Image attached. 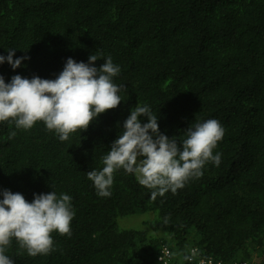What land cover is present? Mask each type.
Returning <instances> with one entry per match:
<instances>
[{"label":"trees","instance_id":"16d2710c","mask_svg":"<svg viewBox=\"0 0 264 264\" xmlns=\"http://www.w3.org/2000/svg\"><path fill=\"white\" fill-rule=\"evenodd\" d=\"M10 49L30 59L0 64L6 83L56 79L68 58L88 63L92 54L102 57L94 66L111 56L121 69L119 106L67 141L43 121L28 130L0 122V199L3 190L29 202L55 191L72 197L75 212L71 236L53 232L47 255L32 257L13 238L14 264H191L194 246L223 264H264V0H0V55ZM138 104L178 143L217 119L219 166L207 163L154 201L119 169L111 196H99L87 172L102 170Z\"/></svg>","mask_w":264,"mask_h":264},{"label":"clouds","instance_id":"9594fccd","mask_svg":"<svg viewBox=\"0 0 264 264\" xmlns=\"http://www.w3.org/2000/svg\"><path fill=\"white\" fill-rule=\"evenodd\" d=\"M15 49L7 57L0 55V64L7 61L13 69L25 59L15 58ZM102 57L90 55L89 62H76L68 58L63 71L56 79H31L17 74L10 83L0 75V122L15 123L16 128L28 130L43 121L49 131H54L61 141L71 133L86 130L101 114L121 103L120 87L113 82L119 75V65L111 56L103 58L99 67L94 62ZM148 117L142 123L139 117ZM225 129L217 119L196 123L187 129V138L178 143L161 133L158 118L147 105H137L124 121L123 132L113 142L111 150L103 157L102 170L87 172L101 197L111 196L114 173L123 169L134 174L141 186L151 191V199L164 196L169 190L175 194L193 178L203 175L204 166L221 163V154L215 153ZM16 133H10V138ZM182 145V147H181ZM0 199V264H14L6 255L13 238L28 255H47L54 248L53 232L71 236V221L75 216L72 197L59 196L55 191L35 194L29 202L19 192L3 190ZM194 246L185 259L191 264H223L214 254ZM167 253H169L167 251ZM205 254V255H202ZM161 264H172L160 257ZM255 264V260H237L232 264ZM244 263V264H245Z\"/></svg>","mask_w":264,"mask_h":264},{"label":"rangeland","instance_id":"374dc122","mask_svg":"<svg viewBox=\"0 0 264 264\" xmlns=\"http://www.w3.org/2000/svg\"><path fill=\"white\" fill-rule=\"evenodd\" d=\"M127 223H129V224H132L131 222H130V220L129 221H127ZM123 224V223H122Z\"/></svg>","mask_w":264,"mask_h":264},{"label":"built area","instance_id":"2783aa9c","mask_svg":"<svg viewBox=\"0 0 264 264\" xmlns=\"http://www.w3.org/2000/svg\"><path fill=\"white\" fill-rule=\"evenodd\" d=\"M244 263H245V262H244ZM244 263H243V264H244ZM245 264H247V263H245Z\"/></svg>","mask_w":264,"mask_h":264}]
</instances>
